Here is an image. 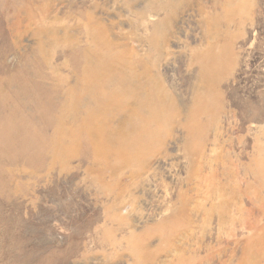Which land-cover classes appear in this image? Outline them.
I'll return each instance as SVG.
<instances>
[{
	"label": "rangeland",
	"instance_id": "obj_1",
	"mask_svg": "<svg viewBox=\"0 0 264 264\" xmlns=\"http://www.w3.org/2000/svg\"><path fill=\"white\" fill-rule=\"evenodd\" d=\"M0 264H264V0H0Z\"/></svg>",
	"mask_w": 264,
	"mask_h": 264
}]
</instances>
